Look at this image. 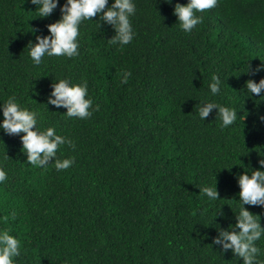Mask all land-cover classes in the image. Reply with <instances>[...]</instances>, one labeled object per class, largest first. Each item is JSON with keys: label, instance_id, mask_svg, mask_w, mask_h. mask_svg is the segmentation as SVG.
<instances>
[{"label": "trees", "instance_id": "1", "mask_svg": "<svg viewBox=\"0 0 264 264\" xmlns=\"http://www.w3.org/2000/svg\"><path fill=\"white\" fill-rule=\"evenodd\" d=\"M187 2L136 0V36L122 49L108 43L110 26L86 21L79 57L45 58L36 67L27 46L48 35L59 8L40 18L31 0H0V103L15 96L42 113L43 128L75 143L58 151L75 164L57 172L29 165L20 137L0 131L8 172L0 228L22 241L18 264H242L212 240L219 225L235 223L237 174L264 159V98L241 91L264 78L247 74L264 63V0H218L197 13L203 23L190 34L173 14ZM124 71L132 73L127 84ZM213 74L222 80L217 97L208 89ZM57 78L87 80L100 110L87 120L64 116V108L47 111ZM204 99L236 108L235 125L221 130L215 110L199 120ZM216 184L220 200L199 195ZM246 207L264 226V208ZM257 244L264 249V240Z\"/></svg>", "mask_w": 264, "mask_h": 264}, {"label": "clouds", "instance_id": "2", "mask_svg": "<svg viewBox=\"0 0 264 264\" xmlns=\"http://www.w3.org/2000/svg\"><path fill=\"white\" fill-rule=\"evenodd\" d=\"M171 4L172 0H165ZM36 6V13L40 18H49L59 8L60 19L47 25L48 35H37L35 42H29L28 55L34 66L39 67L45 62V58L63 57L74 59L80 55L81 26L86 21H94L99 18L100 27L108 25L115 35L107 40L110 45L124 46L131 44L136 36L132 18L136 15V0H31ZM218 0H188L186 5L175 4L174 15L177 17L179 27L185 33H192L197 25L203 23L204 13L215 8ZM264 72V63L254 71L248 66V75H256ZM132 75L129 71L122 74L121 84H127ZM51 92L47 97V111L49 106L56 109H66L64 116L79 120L90 119L94 112L100 110L99 104L89 93L87 80L73 83L69 78H57L51 84ZM211 97L222 94V80L213 74L208 85ZM249 98L253 96L264 98V78L257 83L249 79L245 83ZM215 110L214 121H218L221 130L230 128L237 121L236 108L221 104L212 99L201 100L198 104V118L207 121ZM0 131L10 136H19L22 143V151L26 154L27 163L35 168H47L52 166L57 172L70 169L75 164V158L58 157V151L64 145L73 150L75 143L62 135H58L54 127L43 128L44 119L42 113L30 109L17 101L15 96H10L0 103ZM264 120V117H261ZM213 121V122H214ZM23 134V135H21ZM8 157H5L7 159ZM251 172L245 171L237 174L236 180L240 189L238 193V213H234L235 223H229L225 229L219 224L217 235L212 244L221 249L222 253L231 252L232 255L242 261V264H264L260 257L264 255V249L257 242L264 240V226L262 217L253 214L246 207L264 208V159L258 161V168ZM8 180V172L0 164V185ZM199 195L207 197L210 201L220 200L217 184L204 186L199 189ZM222 216V215H221ZM15 219V213L3 216L2 222L7 224L9 219ZM9 227L0 228V264H18V258L24 251L22 241L18 236L10 234Z\"/></svg>", "mask_w": 264, "mask_h": 264}]
</instances>
